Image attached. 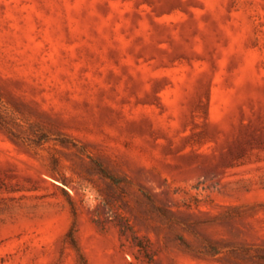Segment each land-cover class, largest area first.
I'll return each mask as SVG.
<instances>
[{
  "label": "rangeland",
  "instance_id": "1",
  "mask_svg": "<svg viewBox=\"0 0 264 264\" xmlns=\"http://www.w3.org/2000/svg\"><path fill=\"white\" fill-rule=\"evenodd\" d=\"M0 264H264V0H0Z\"/></svg>",
  "mask_w": 264,
  "mask_h": 264
}]
</instances>
